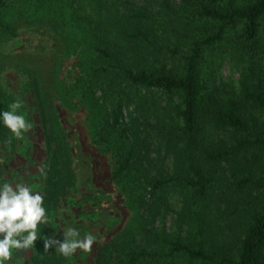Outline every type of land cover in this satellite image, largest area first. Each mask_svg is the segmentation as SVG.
Segmentation results:
<instances>
[{"label": "trees", "instance_id": "1", "mask_svg": "<svg viewBox=\"0 0 264 264\" xmlns=\"http://www.w3.org/2000/svg\"><path fill=\"white\" fill-rule=\"evenodd\" d=\"M43 1L27 0L26 20ZM62 2L75 42L69 50L74 63L60 70L61 88L68 106L87 115L92 148L109 160L110 196L129 213L122 230L92 251L91 263L264 264V0H179L177 7L159 0L154 15L117 0ZM16 8L14 0H0L2 41L16 38L8 25ZM10 49L4 56L18 71L20 49ZM159 54L176 60V68L146 66L145 59ZM222 61L239 69L235 92L217 80ZM31 72L28 87L37 92L39 75ZM17 99L0 81V113ZM131 105L140 113L173 112L167 125L158 121L150 128L172 159L169 170L149 167L147 136L136 119L124 123ZM32 109L41 110L39 104ZM27 110L23 105L17 112L29 123ZM53 120L54 138L42 135L46 152L54 141L59 156L46 158L45 180L34 193L43 196L55 234L52 222L77 209L85 193L70 134L60 118ZM38 130L44 132L43 125ZM22 138L0 120V156H20ZM12 165L21 174L19 164ZM2 172L0 185L12 183ZM173 195L180 202L173 231L153 229L151 222L166 212ZM38 237L25 264H73L55 247L44 251V239L51 237L44 224Z\"/></svg>", "mask_w": 264, "mask_h": 264}, {"label": "rangeland", "instance_id": "2", "mask_svg": "<svg viewBox=\"0 0 264 264\" xmlns=\"http://www.w3.org/2000/svg\"><path fill=\"white\" fill-rule=\"evenodd\" d=\"M16 9L8 19V25H14L16 38L11 41H2V56H0V81L6 87L16 92L22 105L31 107L27 110L28 121L32 125V129L23 135L25 143L21 149L20 156H10L8 154L0 156L1 178L12 179L11 184L25 183L30 186L34 192L37 185H41L45 180L46 170L44 161L50 158L52 154L59 156V150L56 148V142L52 141L50 151L46 152L44 146L45 132L54 138L50 127L53 126L57 131L58 126L53 120L61 119V126L70 134L71 143L74 144L73 152L76 155L78 163V180L82 186V193H85L84 200L79 199L80 206L76 208L66 209L65 214L60 213L61 217L52 222L55 230H51L48 224H44L51 237L61 239L63 231L72 226L80 233L81 238L88 233L96 236V243L92 247V251L100 246L101 243L107 242L116 232L122 230L129 213L126 212L121 200L117 197L110 196V185L108 182L109 160L107 157H100L95 154L89 137L90 122L85 112L77 109L75 106H68L67 98L64 90L61 88V69L71 67L74 63L70 57L69 50L74 46L75 38L70 33V16L69 8H63L62 0H44L42 9L33 18L26 20L25 6L27 0H14ZM119 3L128 2L135 8L148 10L151 14L158 12L159 0H117ZM171 6L177 7L179 0H166ZM23 9V10H22ZM119 12L123 10L120 7ZM55 31L53 32L52 30ZM19 48L21 58L17 60L18 71L13 69L15 61H8L4 55L11 54L10 48ZM18 49V50H19ZM146 66L154 70L175 69L178 65L176 60L171 61L169 57L157 55L155 59H145ZM10 63V64H9ZM60 65H63L62 68ZM36 70L39 75V87L37 92H33L28 87L30 82L31 71ZM238 67L233 66L229 61H222L217 80L223 84L231 86L236 91V82L238 79ZM37 98H35V96ZM159 103V107L165 109V104L161 98L155 97ZM161 101V102H160ZM39 104L41 110L34 111L32 108ZM144 113H140L135 109L134 105L127 108L123 115L124 123H128V117L136 119L139 129L144 132L143 136H147L148 143L146 160L151 161V169L171 168L172 159L165 152V149L157 140L154 132L150 130L158 121L167 125L168 119L173 116L172 111L166 110L164 115L162 110H154L152 108L144 109ZM160 114V115H159ZM51 122H54L53 124ZM43 125L44 132L38 128ZM75 131H72L73 129ZM14 157V158H13ZM17 162L21 170V174H17L18 170H14L12 163ZM9 166V167H8ZM10 168V169H9ZM41 172L43 174H41ZM79 183V184H80ZM89 200V201H88ZM166 212L160 211L153 219L152 228L155 230H163L171 233L174 229L176 215L180 209L178 197L169 196L167 200ZM143 219L146 213L140 211ZM140 240V236L137 237ZM56 250V249H55ZM91 251V253H93ZM77 251L72 257L73 264H92V254ZM86 254H88L86 256ZM29 255L28 250L12 253V260L7 264H25V260Z\"/></svg>", "mask_w": 264, "mask_h": 264}, {"label": "clouds", "instance_id": "3", "mask_svg": "<svg viewBox=\"0 0 264 264\" xmlns=\"http://www.w3.org/2000/svg\"><path fill=\"white\" fill-rule=\"evenodd\" d=\"M22 106L17 99L9 105V110L0 113L3 125L17 139H21L24 133L32 129L24 115L17 112ZM43 203V196L38 192L34 193L25 183L4 182L0 185V264H7L12 260L13 250H30L34 247L39 238V225L48 223V214ZM54 237L44 239V251L55 247L65 258L74 256L78 250L91 253L96 243L95 235L88 233L81 238L80 233L72 226L63 231L61 239Z\"/></svg>", "mask_w": 264, "mask_h": 264}]
</instances>
